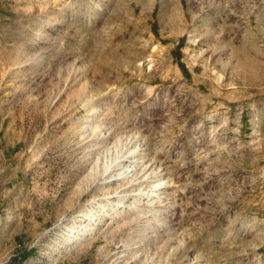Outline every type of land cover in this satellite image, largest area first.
Returning <instances> with one entry per match:
<instances>
[{"label":"rangeland","instance_id":"obj_1","mask_svg":"<svg viewBox=\"0 0 264 264\" xmlns=\"http://www.w3.org/2000/svg\"><path fill=\"white\" fill-rule=\"evenodd\" d=\"M0 264H264V0H0Z\"/></svg>","mask_w":264,"mask_h":264},{"label":"bare ground","instance_id":"obj_2","mask_svg":"<svg viewBox=\"0 0 264 264\" xmlns=\"http://www.w3.org/2000/svg\"><path fill=\"white\" fill-rule=\"evenodd\" d=\"M137 156V155H136ZM136 156H132L128 158V156L124 157V158H121L120 160V163L123 162V164L121 165L122 166V169L123 171L120 172L118 174V176H126L128 175L129 173L131 174L133 171H135L134 169L138 166V163L140 164L141 161L140 157H136ZM142 157V156H141ZM124 162H129L128 164H124ZM132 163V164H131ZM149 165H145L143 167V171L145 172V170H147ZM115 167V166H114ZM152 167V166H151ZM153 168V167H152ZM121 169V170H122ZM155 169V168H154ZM154 169H151V171L149 172H152ZM161 169V166H158L157 168V171H156V174L158 177L162 178V176H164V174H162L163 172L160 170ZM112 171V170H111ZM120 178V177H119ZM118 178V179H119ZM115 179V178H114ZM162 180V179H161ZM160 180V181H161ZM161 187V186H160ZM159 189V188H158ZM127 191V190H126ZM156 193V192H155ZM149 195V194H148ZM147 195V196H148ZM154 195V194H153ZM105 204H101L100 206H103L104 207ZM115 206H118L119 205V201L115 202L114 203ZM87 212V211H86ZM86 216V220H83V222L81 223H77L68 231V234H67V241L69 243H77V242H80L82 240H85V239H88V238H91L93 235L92 233H94L95 229H96V217H94L95 214H93V208H90L88 210V212L85 214V212H80L78 214V216ZM79 222V221H78Z\"/></svg>","mask_w":264,"mask_h":264}]
</instances>
